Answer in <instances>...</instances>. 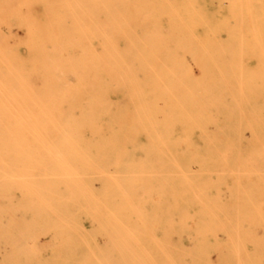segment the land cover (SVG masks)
<instances>
[{
	"label": "rangeland",
	"instance_id": "rangeland-1",
	"mask_svg": "<svg viewBox=\"0 0 264 264\" xmlns=\"http://www.w3.org/2000/svg\"><path fill=\"white\" fill-rule=\"evenodd\" d=\"M217 1L225 9L232 3L196 0L195 9L217 7ZM27 13L26 20L48 24L46 7ZM216 25L220 62L210 64V75L175 68V101L154 116L162 129L169 124L171 138L156 136L138 118L135 129L115 135L117 152L127 155L118 163L140 170L127 179V198L116 211L120 220L112 224L105 210L85 206L84 198L71 194L72 183L56 177L62 167L44 144L58 139L45 128L53 119L34 110L29 120L36 124L29 127L20 125V115L0 112V264H264V14L250 19L242 9L237 20ZM128 30L135 32L134 23ZM20 54L28 57L26 47ZM71 55L80 54L73 49ZM158 70L173 71L164 64ZM64 81L67 88L80 87L76 71ZM205 85L220 101L212 120L200 117L206 114ZM165 112L172 114L168 121ZM85 118V141L109 139L107 131L90 130L91 115ZM73 149L78 158L90 157L91 189L107 201L113 185L103 179L118 172L112 151Z\"/></svg>",
	"mask_w": 264,
	"mask_h": 264
},
{
	"label": "bare ground",
	"instance_id": "bare-ground-1",
	"mask_svg": "<svg viewBox=\"0 0 264 264\" xmlns=\"http://www.w3.org/2000/svg\"><path fill=\"white\" fill-rule=\"evenodd\" d=\"M231 1L228 9L219 1L217 7L203 3L195 9L196 0H0V112L20 115V125L29 127L36 124V120H29L34 110L52 118L45 128L56 131L58 139L44 144L52 150V163L62 167L56 177L71 182V194L84 198L85 206L97 204L105 210L110 224L119 221L116 211L127 198L126 181L140 168L129 167V161L124 166L118 163L127 155L117 152L115 135L135 129L139 119L156 136L166 141L171 138L174 131L169 124L165 122L162 129L154 116H162L160 111L175 101L170 87L175 68H190L192 76L198 73L196 69H204L210 75V64L219 63L223 51L216 21L237 20L242 9L249 10L250 19L264 14V0ZM253 2L255 9H251ZM39 5L47 9L46 26L26 20L27 12ZM130 23L135 25L133 33L128 30ZM23 46L27 58L20 54ZM73 49L79 51L78 57L71 55ZM161 64L173 71L161 73ZM243 69L247 74L248 68ZM68 71L79 74V88L65 87ZM203 87L206 114L200 117L212 120L219 115L220 101L216 93L211 94L209 85ZM135 99L138 106L132 112ZM194 100L201 103L205 97ZM86 115L95 119L90 130L107 131L109 139L82 138ZM171 117L165 112L163 120ZM84 146L112 151L111 162L118 166V172L103 179L113 185L107 201L91 189L87 174L90 157L81 153L78 158L73 149ZM177 211L180 214L181 209ZM129 235L134 240L135 235Z\"/></svg>",
	"mask_w": 264,
	"mask_h": 264
}]
</instances>
